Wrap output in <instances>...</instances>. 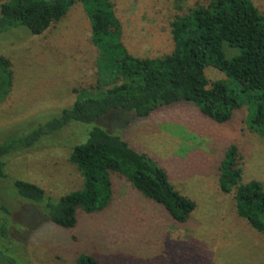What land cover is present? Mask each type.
Instances as JSON below:
<instances>
[{
  "label": "rangeland",
  "instance_id": "374dc122",
  "mask_svg": "<svg viewBox=\"0 0 264 264\" xmlns=\"http://www.w3.org/2000/svg\"><path fill=\"white\" fill-rule=\"evenodd\" d=\"M109 1L124 48L156 58L175 49L171 23L176 16L209 0ZM252 1L264 15V0ZM99 52L84 2L70 6L39 35L25 27L1 32L0 55L11 59L14 80L0 104V139L20 136L59 115L77 99L75 89L81 93L99 81L107 84L115 73L114 57L108 55L107 73L101 74ZM205 73L210 80H228L213 66ZM253 108L236 109L226 122L203 114L192 102L167 105L146 117L116 109L94 123L72 122L43 138L39 147L4 156L7 176L0 177V199L9 212H0V222L7 217L9 240L0 249L13 246L14 256L27 264H75L83 253L101 264H264V234L238 215L234 192L223 193L218 181L220 163L236 145L243 182L264 184V137L250 128ZM95 126L119 134L167 171L171 183L197 203L186 223L175 222L163 205L117 174L109 206L93 214L79 210L72 229L53 223L43 203L19 195L16 180L40 185L53 202L82 188L84 178L70 155Z\"/></svg>",
  "mask_w": 264,
  "mask_h": 264
},
{
  "label": "trees",
  "instance_id": "16d2710c",
  "mask_svg": "<svg viewBox=\"0 0 264 264\" xmlns=\"http://www.w3.org/2000/svg\"><path fill=\"white\" fill-rule=\"evenodd\" d=\"M76 2L86 4L92 40L100 50L101 74L107 73L108 55H113L111 80L100 81L90 90L75 89L77 99L59 115L35 129L0 139V177H6L4 156L13 151L39 147L42 139L72 122L94 123L111 111H133L140 117L177 102H192L210 118L226 122L236 109L246 104L249 125L264 137V15L252 0H209L191 8L172 21L173 52L156 58L131 54L121 42L119 21L111 14L109 0H8L0 3V33L25 27L39 35L60 21ZM115 27L111 29L112 17ZM238 50V53L235 51ZM115 53V54H114ZM231 54V56H229ZM213 66L228 80H210L205 70ZM111 75V74H110ZM14 80L13 64L0 55V104L10 95ZM39 142V143H38ZM241 153L230 146L219 167V187L234 192L237 213L264 234V184L243 182ZM70 161L81 172L83 187L53 202L38 184L16 180L19 195L43 203L50 220L65 229L78 223V211L93 214L106 209L113 199V176L128 179L147 198L161 204L177 223H186L197 203L182 194L170 181L167 171L144 151H138L119 134L95 126L87 140L76 144ZM9 212L0 199V212ZM0 222V243L9 240L7 217ZM13 246L0 249L5 264H27L13 254ZM75 264H101L96 256L80 254ZM205 264H215L207 262Z\"/></svg>",
  "mask_w": 264,
  "mask_h": 264
}]
</instances>
